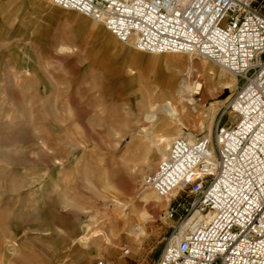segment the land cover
I'll return each instance as SVG.
<instances>
[{"label": "rangeland", "instance_id": "1", "mask_svg": "<svg viewBox=\"0 0 264 264\" xmlns=\"http://www.w3.org/2000/svg\"><path fill=\"white\" fill-rule=\"evenodd\" d=\"M196 82L204 90L195 108L179 109L186 114L177 118L165 115L171 95L190 93ZM235 93V76L207 59L141 53L50 0H0L5 264L14 242L29 249L18 255L27 264H153L179 218L169 216L168 199L161 208L143 202L152 191L145 178L175 138L211 136ZM121 173L132 187L120 182ZM112 221L121 223L115 233ZM137 225L145 229L138 240L130 235ZM110 236L119 245L114 256L105 249Z\"/></svg>", "mask_w": 264, "mask_h": 264}, {"label": "built area", "instance_id": "2", "mask_svg": "<svg viewBox=\"0 0 264 264\" xmlns=\"http://www.w3.org/2000/svg\"><path fill=\"white\" fill-rule=\"evenodd\" d=\"M50 1L139 52L204 58L236 77L212 135L175 138L145 178L179 218L153 264H264V0Z\"/></svg>", "mask_w": 264, "mask_h": 264}, {"label": "bare ground", "instance_id": "3", "mask_svg": "<svg viewBox=\"0 0 264 264\" xmlns=\"http://www.w3.org/2000/svg\"><path fill=\"white\" fill-rule=\"evenodd\" d=\"M116 41H112V43H114ZM120 42V41H119ZM128 44H133V43H128ZM134 46V45H133ZM135 48V47H134ZM236 79V77H235ZM236 86H237V79H236ZM203 90H204V86L203 84L199 83V82H196L192 88V91L190 93L186 92L184 89H181L178 93L175 92L174 95H171V100L170 101V104L169 102L167 101V103L169 104L170 106V113L161 106V109L162 110H166L165 111V115L167 116H171V117H175L177 118L179 115H182V114H186V111H183L179 114V109H182V110H185L188 106H190L191 108L196 106V97L198 96H202V93H203ZM164 96V95H163ZM162 96V97H163ZM176 96H179L181 98V102L179 104H176L174 101L176 100ZM149 97V96H148ZM161 97V98H162ZM166 97V96H165ZM152 101L158 103V100H157V96L155 95H150V97ZM169 98V97H168ZM164 100V99H163ZM160 107V106H159ZM160 115V116H159ZM173 115V116H172ZM161 117V113L159 112L158 116L157 117H154V116H151V118L149 119V121L151 123H154L156 122V120L160 119ZM140 121H147L146 119L144 120H140ZM163 127L164 125H160L159 126V129L160 131L163 130ZM145 128V127H144ZM143 132L147 133L146 129H143ZM165 133V132H164ZM160 144L157 146V152H161V146L162 144L165 142V139H160ZM119 180L121 183L125 184L126 187H132V180L130 177L126 176L124 173H121L119 176H118ZM143 202H145L146 204L148 205H152L154 207H157V208H161L164 204L167 203V199H164V198H161L155 191H147L143 194ZM170 201V200H169ZM141 220L145 221L144 218H141ZM121 223H117V222H114L112 221V232L115 233L118 231L119 229V226H120ZM123 227V226H122ZM144 227L143 225H137L134 227V229H132L130 235L131 237H135L136 240H138L142 235H144ZM128 232V231H127ZM102 233H98V235H96L95 237H99L101 236ZM105 236V234H104ZM105 245H106V251L109 253V255L111 256H114L115 255V252L117 251V249L119 248V245L117 244V242L115 241V239H113L111 236L110 238L109 237H105ZM24 245V244H23ZM9 248L12 249V253L11 255L13 256L10 260L11 264H13L14 262L16 264H27L28 263V259H26L25 256H19L18 258V255L21 253L24 254L26 252L29 251L28 248H24V247H20L17 243H12ZM17 248V250H16ZM92 251L94 252L95 251V247L92 249ZM31 253V252H30ZM33 253V252H32ZM34 256V255H33ZM20 257H25L24 259L23 258H20ZM30 257V256H29ZM28 258V257H27ZM31 258H33L31 256ZM30 260V259H29ZM34 261V260H33ZM32 262V260H31ZM35 262V261H34ZM0 264H5V258H4V253H3V247L2 245H0Z\"/></svg>", "mask_w": 264, "mask_h": 264}, {"label": "crops", "instance_id": "4", "mask_svg": "<svg viewBox=\"0 0 264 264\" xmlns=\"http://www.w3.org/2000/svg\"><path fill=\"white\" fill-rule=\"evenodd\" d=\"M113 36V35H112ZM142 53V52H141Z\"/></svg>", "mask_w": 264, "mask_h": 264}]
</instances>
